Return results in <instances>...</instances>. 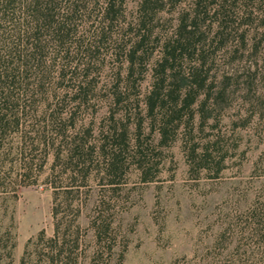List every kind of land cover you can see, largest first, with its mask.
I'll use <instances>...</instances> for the list:
<instances>
[{
  "label": "trees",
  "instance_id": "16d2710c",
  "mask_svg": "<svg viewBox=\"0 0 264 264\" xmlns=\"http://www.w3.org/2000/svg\"><path fill=\"white\" fill-rule=\"evenodd\" d=\"M248 46H264V0H0V151L18 138L23 177L41 150L88 177L102 166L119 184L134 165L147 180L143 129L167 146L208 120L231 86L209 55L225 48L236 73ZM53 187V234L29 239L19 264L79 263V209ZM92 229L95 264L108 226Z\"/></svg>",
  "mask_w": 264,
  "mask_h": 264
},
{
  "label": "rangeland",
  "instance_id": "374dc122",
  "mask_svg": "<svg viewBox=\"0 0 264 264\" xmlns=\"http://www.w3.org/2000/svg\"><path fill=\"white\" fill-rule=\"evenodd\" d=\"M261 49L254 57L248 46L236 73L234 54L220 48L209 55L212 73L231 75V86L208 120L195 114L191 129H181L167 146L143 129L147 180L134 165L119 184L105 177L102 166L88 177L89 169L65 167L64 157L41 150L23 177L19 140L10 137L0 151L1 264L7 261L1 247L9 241L15 244L12 264H19L29 239L41 231L53 234L54 185L71 190L79 209L78 264H90L94 220L108 226L95 264H264Z\"/></svg>",
  "mask_w": 264,
  "mask_h": 264
}]
</instances>
